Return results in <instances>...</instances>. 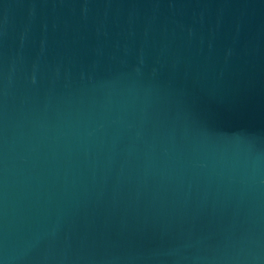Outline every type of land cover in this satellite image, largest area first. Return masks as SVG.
<instances>
[{
	"label": "water",
	"instance_id": "1",
	"mask_svg": "<svg viewBox=\"0 0 264 264\" xmlns=\"http://www.w3.org/2000/svg\"><path fill=\"white\" fill-rule=\"evenodd\" d=\"M0 264H264V0H0Z\"/></svg>",
	"mask_w": 264,
	"mask_h": 264
}]
</instances>
